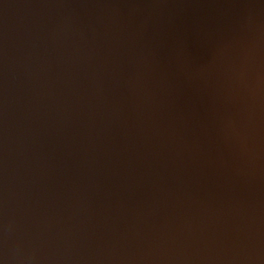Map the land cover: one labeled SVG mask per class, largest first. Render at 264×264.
Listing matches in <instances>:
<instances>
[{"label": "water", "instance_id": "95a60500", "mask_svg": "<svg viewBox=\"0 0 264 264\" xmlns=\"http://www.w3.org/2000/svg\"><path fill=\"white\" fill-rule=\"evenodd\" d=\"M2 264H264V0H0Z\"/></svg>", "mask_w": 264, "mask_h": 264}, {"label": "clouds", "instance_id": "9594fccd", "mask_svg": "<svg viewBox=\"0 0 264 264\" xmlns=\"http://www.w3.org/2000/svg\"><path fill=\"white\" fill-rule=\"evenodd\" d=\"M0 264H2V262H0Z\"/></svg>", "mask_w": 264, "mask_h": 264}]
</instances>
